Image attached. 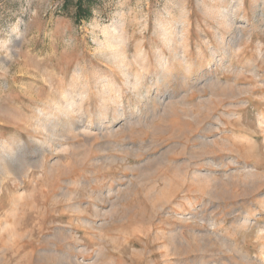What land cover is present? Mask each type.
Segmentation results:
<instances>
[{
	"label": "rangeland",
	"instance_id": "obj_1",
	"mask_svg": "<svg viewBox=\"0 0 264 264\" xmlns=\"http://www.w3.org/2000/svg\"><path fill=\"white\" fill-rule=\"evenodd\" d=\"M77 2L0 0V264H264V0Z\"/></svg>",
	"mask_w": 264,
	"mask_h": 264
},
{
	"label": "trees",
	"instance_id": "obj_2",
	"mask_svg": "<svg viewBox=\"0 0 264 264\" xmlns=\"http://www.w3.org/2000/svg\"><path fill=\"white\" fill-rule=\"evenodd\" d=\"M89 15H90V10L84 6V0H78L77 11H76L77 20L87 18V16Z\"/></svg>",
	"mask_w": 264,
	"mask_h": 264
},
{
	"label": "clouds",
	"instance_id": "obj_3",
	"mask_svg": "<svg viewBox=\"0 0 264 264\" xmlns=\"http://www.w3.org/2000/svg\"><path fill=\"white\" fill-rule=\"evenodd\" d=\"M15 213V205L13 206V210L12 212L10 213V215L14 214Z\"/></svg>",
	"mask_w": 264,
	"mask_h": 264
}]
</instances>
